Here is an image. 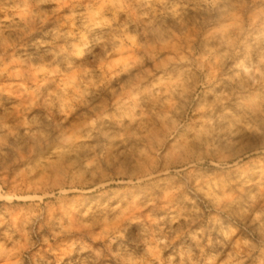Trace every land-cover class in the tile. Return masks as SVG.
<instances>
[{
  "label": "rangeland",
  "instance_id": "rangeland-1",
  "mask_svg": "<svg viewBox=\"0 0 264 264\" xmlns=\"http://www.w3.org/2000/svg\"><path fill=\"white\" fill-rule=\"evenodd\" d=\"M0 264H264V0H0Z\"/></svg>",
  "mask_w": 264,
  "mask_h": 264
}]
</instances>
